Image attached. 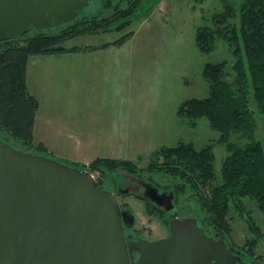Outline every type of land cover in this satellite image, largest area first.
I'll return each mask as SVG.
<instances>
[{"label":"rangeland","instance_id":"1","mask_svg":"<svg viewBox=\"0 0 264 264\" xmlns=\"http://www.w3.org/2000/svg\"><path fill=\"white\" fill-rule=\"evenodd\" d=\"M103 0H91L85 13L107 14ZM115 1V0H112ZM238 5L240 0H143L132 22L119 30L87 32L65 39L61 46L75 47L73 52L33 54L28 57L26 85L37 101L32 143H21L5 130L1 136L13 146L39 153L74 166H85L115 193L122 209L134 216L127 230L134 239H157L168 235L171 213L178 218L202 215L188 193L177 196L173 211L153 208L143 199L141 182H150L161 190L169 189L173 179L163 172L148 171L162 162L163 147L189 142L195 148L213 145L215 181L220 180L222 160L227 154L218 143L219 132L205 118L188 119L177 114L178 105L190 97L207 95L208 85L201 76L206 62L226 61L227 80L231 81L234 61L232 47L216 40L210 52L199 50L194 41L199 26L212 25L211 16L220 12L223 2ZM236 23V18L230 19ZM66 25L50 30L60 32ZM126 32L120 45L87 49L114 41ZM34 33L26 31L4 39L23 42ZM124 39V38H123ZM0 41V46L6 43ZM253 111L254 140L264 138V114L249 95ZM231 141H247L236 135ZM100 159L127 160L138 173L123 169L90 171ZM106 174V175H105ZM207 194V186L200 187ZM172 192V191H171ZM174 195V194H173ZM242 213L230 205L227 212L228 249L241 256L245 264H264V217L256 203L243 197ZM195 218V217H194ZM263 233V234H261Z\"/></svg>","mask_w":264,"mask_h":264},{"label":"trees","instance_id":"2","mask_svg":"<svg viewBox=\"0 0 264 264\" xmlns=\"http://www.w3.org/2000/svg\"><path fill=\"white\" fill-rule=\"evenodd\" d=\"M141 1L103 0L102 8L109 10L107 14L100 17L84 14V8L74 20L63 24L66 27L60 32L50 33L54 28H30L27 31L33 30L34 33L23 42L4 40L20 34L0 38L6 42L0 46V129L21 143H32L37 101L26 85L30 55L73 52L75 47L65 48L61 42L98 29L119 30L132 22ZM231 18H236L237 22L231 23ZM210 20L211 26L196 28L195 44L199 50L207 52L214 49L216 40H224L232 47L231 81L226 78L225 60L206 62L201 76L208 85L207 95L183 100L178 105L177 114L188 119L205 118L209 127L219 132L217 142L223 144L227 152L222 160L220 180L215 181L213 145L210 143L198 149L183 141L163 147L160 151L162 162L154 163L148 171L154 174L163 172L171 177L173 182L169 189L174 199L188 193L202 211V215L192 212L201 227L207 234L225 241L226 216L231 204L238 206L241 214L245 208L243 197H247L256 203L264 217V138L253 139L255 120L248 104L251 93L256 107L264 114V0H240L238 5L224 1L222 10L213 13ZM129 35L126 32L114 41L86 48L120 45ZM232 135L238 139L244 137L247 141L240 145L230 140ZM0 139L7 142L1 134ZM42 151L44 148L39 153L45 154ZM105 161L106 164L100 159L93 161L90 171L99 170L102 174L119 169L133 174L139 172L135 164L127 160ZM76 167L86 169L85 166ZM95 180L98 186L112 189L100 178ZM204 186H207V194L200 191ZM143 199L158 208L144 196ZM188 214L184 213L183 217ZM254 264L258 262L254 261Z\"/></svg>","mask_w":264,"mask_h":264},{"label":"water","instance_id":"3","mask_svg":"<svg viewBox=\"0 0 264 264\" xmlns=\"http://www.w3.org/2000/svg\"><path fill=\"white\" fill-rule=\"evenodd\" d=\"M91 0H0V38L74 20ZM165 211L172 192L144 183ZM134 216L86 169L0 139V264H237L226 242L194 217L173 218L169 234L131 239ZM136 253V255H135Z\"/></svg>","mask_w":264,"mask_h":264},{"label":"flooded vegetation","instance_id":"4","mask_svg":"<svg viewBox=\"0 0 264 264\" xmlns=\"http://www.w3.org/2000/svg\"><path fill=\"white\" fill-rule=\"evenodd\" d=\"M144 183H145V181H143V182H141V185H142V187H143V192H144ZM154 185V184H153ZM154 186H156V185H154ZM157 187V186H156ZM158 188V191L159 192H165V193H169V192H171V191H164V190H161L159 187H157ZM115 194V193H114ZM173 194V193H172ZM173 201H174V198H173ZM121 208V207H120ZM122 209V208H121ZM164 209V208H163ZM122 210H124L127 214H129V212L127 211V210H125V209H122ZM165 211V210H164ZM173 211V209H171V210H169V211H165V212H172ZM172 215H171V219H173V218H178L174 213H171ZM170 219V220H171ZM179 219H182V218H179ZM170 222V221H169ZM197 223H198V221H197ZM198 225L201 227V225L198 223ZM132 227V226H131ZM131 227H127V226H125V235L126 236H129L131 239H133V240H135L134 239V237L133 236H131L130 234H126V232H127V230L128 229H130ZM202 228V227H201ZM203 229V228H202ZM204 230V229H203ZM204 232H205V230H204ZM168 234H169V231H168ZM167 236V235H166ZM163 237H165V236H163ZM160 238V237H159ZM148 240H152V239H148ZM228 247V246H227ZM229 250V249H228ZM232 252V251H231ZM233 253V252H232ZM233 254H235V255H238V254H236V253H233ZM135 255H136V253H135ZM239 257H240V260H238L237 261V264H245L244 263V261L242 260V258H241V256L240 255H238Z\"/></svg>","mask_w":264,"mask_h":264}]
</instances>
